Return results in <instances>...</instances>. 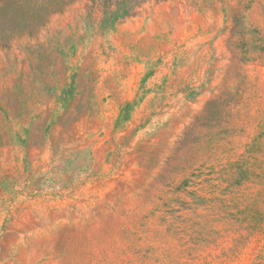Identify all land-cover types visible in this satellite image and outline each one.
I'll list each match as a JSON object with an SVG mask.
<instances>
[{
    "label": "rangeland",
    "instance_id": "obj_1",
    "mask_svg": "<svg viewBox=\"0 0 264 264\" xmlns=\"http://www.w3.org/2000/svg\"><path fill=\"white\" fill-rule=\"evenodd\" d=\"M0 264H264V0H0Z\"/></svg>",
    "mask_w": 264,
    "mask_h": 264
}]
</instances>
